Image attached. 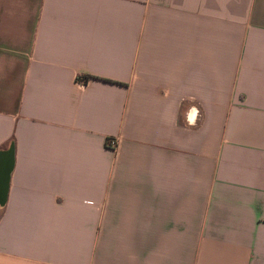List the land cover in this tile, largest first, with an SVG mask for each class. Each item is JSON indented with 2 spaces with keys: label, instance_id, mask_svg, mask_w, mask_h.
<instances>
[{
  "label": "crops",
  "instance_id": "0c3cea01",
  "mask_svg": "<svg viewBox=\"0 0 264 264\" xmlns=\"http://www.w3.org/2000/svg\"><path fill=\"white\" fill-rule=\"evenodd\" d=\"M0 264H264V0H0Z\"/></svg>",
  "mask_w": 264,
  "mask_h": 264
},
{
  "label": "built area",
  "instance_id": "2783aa9c",
  "mask_svg": "<svg viewBox=\"0 0 264 264\" xmlns=\"http://www.w3.org/2000/svg\"><path fill=\"white\" fill-rule=\"evenodd\" d=\"M108 143L112 146H115L116 145V139L115 138H111Z\"/></svg>",
  "mask_w": 264,
  "mask_h": 264
},
{
  "label": "trees",
  "instance_id": "16d2710c",
  "mask_svg": "<svg viewBox=\"0 0 264 264\" xmlns=\"http://www.w3.org/2000/svg\"><path fill=\"white\" fill-rule=\"evenodd\" d=\"M83 77H84V80H87L89 77H96V76L91 75V74H84Z\"/></svg>",
  "mask_w": 264,
  "mask_h": 264
}]
</instances>
